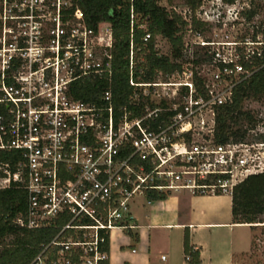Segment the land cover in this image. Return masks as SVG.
I'll use <instances>...</instances> for the list:
<instances>
[{"label": "built area", "instance_id": "2783aa9c", "mask_svg": "<svg viewBox=\"0 0 264 264\" xmlns=\"http://www.w3.org/2000/svg\"><path fill=\"white\" fill-rule=\"evenodd\" d=\"M2 1L8 13L0 35V188L20 184L28 191L17 224L57 229L30 264H104L111 232L136 227V197L180 189L232 194L246 177L264 172V141L215 139L217 109L264 67V23L239 28L250 25L252 0L172 6L187 22L182 54L173 71L148 81L135 78L145 50L133 40L139 17L132 9L131 92L118 106L109 22L89 27L74 0ZM10 21L19 30L7 27ZM159 36L154 47L165 54ZM151 39L147 31L143 44ZM86 77L108 82L101 103L76 96L74 84Z\"/></svg>", "mask_w": 264, "mask_h": 264}, {"label": "trees", "instance_id": "16d2710c", "mask_svg": "<svg viewBox=\"0 0 264 264\" xmlns=\"http://www.w3.org/2000/svg\"><path fill=\"white\" fill-rule=\"evenodd\" d=\"M162 0H74L85 14L86 23L96 29L101 22L112 25L113 46V81L114 102L118 105L127 103L131 86L129 85V51L131 41V10L139 17L134 24L133 40L142 44L145 60L139 64L142 74L135 73L136 79L148 81L158 71L165 75L173 71L175 62L182 54L184 30L187 22L174 10L169 11L161 4ZM173 0H168L171 4ZM232 1V0H226ZM199 0H184V3L195 9ZM256 9L247 11L251 18ZM145 23L147 28H140ZM197 27L201 23H195ZM149 31L152 39L143 44V36ZM161 35L170 44V54H159L154 47L155 36ZM146 46V47H145ZM109 86L106 80L83 78L73 88L78 98L91 103H101L102 91ZM264 99V67L255 72L249 79L241 82L235 89L233 101L220 106L216 113L215 139L218 143L247 141V133L256 126L257 119L251 110L245 108L248 100ZM248 142V141H247ZM4 156L5 160L10 157ZM168 194L150 191V199H165ZM232 196V218L234 223H248L252 227L264 223V172L251 174L237 184ZM28 191L20 184L0 188V264H30L56 234L52 226L30 229L20 226L16 219L24 215L27 209ZM129 233L137 238L129 230ZM109 249V244L107 245ZM184 252L189 260L185 264L200 263V252L191 243L190 231L184 232ZM104 264H110L109 261Z\"/></svg>", "mask_w": 264, "mask_h": 264}, {"label": "crops", "instance_id": "0c3cea01", "mask_svg": "<svg viewBox=\"0 0 264 264\" xmlns=\"http://www.w3.org/2000/svg\"><path fill=\"white\" fill-rule=\"evenodd\" d=\"M136 227L115 229L109 240L110 264H185L184 232L200 252L198 264L253 262L255 228L234 223L231 194L198 195L188 189L165 199L136 197L131 205Z\"/></svg>", "mask_w": 264, "mask_h": 264}, {"label": "rangeland", "instance_id": "374dc122", "mask_svg": "<svg viewBox=\"0 0 264 264\" xmlns=\"http://www.w3.org/2000/svg\"><path fill=\"white\" fill-rule=\"evenodd\" d=\"M161 4L166 6L169 11L172 10V6H176L178 9L183 8V6H185L184 0H173L171 4L168 2V0H162ZM252 8L256 9L257 13L251 18H249V26H247L248 24L245 27H242L240 25L239 28H241V31H250L251 26L259 27L264 23V0H252ZM7 9L8 5H6L4 1L0 0V35L4 31L1 19L5 13H8ZM8 26H14L16 30H19V24L15 21L7 22V27ZM48 26H50V24H48ZM27 28L28 25H25L22 30H27ZM211 31L212 30L210 29L209 31H206L205 36L210 37ZM157 38L159 44V52L170 54L171 49L168 41L160 36ZM245 108L251 110V112L257 119L256 126L248 131L246 140L249 143H258L264 141V99L248 100L245 103ZM259 149L261 151L260 160L264 163V148H258V150ZM254 228L256 231V238L253 249V257H251V261L264 262V223Z\"/></svg>", "mask_w": 264, "mask_h": 264}]
</instances>
